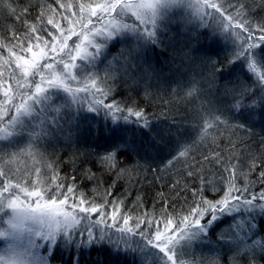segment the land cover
I'll return each mask as SVG.
<instances>
[{
    "label": "snow or ice",
    "instance_id": "snow-or-ice-1",
    "mask_svg": "<svg viewBox=\"0 0 264 264\" xmlns=\"http://www.w3.org/2000/svg\"><path fill=\"white\" fill-rule=\"evenodd\" d=\"M8 7L15 13V8L10 4ZM60 7L65 13L76 7L78 11L72 13L76 19L57 13L51 5L41 4L35 22L25 21L27 31L13 32L7 44L0 41V49H7L9 53L3 64L10 69L7 79L0 71V92L4 97L0 100V223L5 225L0 228V239L8 242L0 255V264H51L50 258L57 247L71 254L72 264H80V253L96 247H108L117 255L131 257L132 264H186L187 249L208 237L213 225L226 217H231L233 222L229 225V234H221L219 238L230 249L229 264H241L243 257L248 264H258L257 256H264V189L256 192L253 185L264 184V167L249 152L245 171L241 159L245 153L236 149L234 142H230L231 148L239 155H233L227 163L219 151L203 157V161L211 158L222 168L219 181L224 184V193L219 199L204 197L203 185L215 189L217 184L201 176L202 187L194 190L193 202L186 213L168 212L165 201L159 216L147 209L138 215L122 212L123 200L112 192L115 181L101 196L103 203L89 199L75 184H66L67 178L60 175L54 162L39 160L37 156L38 144L51 136L54 128L62 130L61 120L79 128L81 120L89 118L80 115L83 105L87 104L88 113L97 116L103 113L108 122L104 125V134L117 137L113 146L99 157L102 166L116 169L118 153L132 147L131 141L118 135L130 131L122 125H135L141 133L154 129L144 109L122 105L114 99L115 81L123 77L135 82L137 77L133 73L137 61L143 60L150 46L161 43V35L178 18L195 29L207 30L210 42L223 43L231 52L229 64L242 63L246 80L235 88L226 86L225 89V95L233 97L232 111L239 114L264 110V22L254 20L252 8L245 0H96L94 4L60 3ZM28 11V7L21 9L22 13ZM49 12L52 15H47ZM56 15L69 26L79 24L80 32L69 27L65 35L61 24L54 20ZM105 16L107 23H104ZM92 17H96L99 27ZM46 25H52L63 37L59 48L54 43L57 36ZM72 35L83 40L65 53ZM116 39L126 42L128 47L112 56L108 52L109 42ZM41 41L45 47L40 46ZM88 48L94 51L89 52ZM24 53H31V59ZM44 58L49 62L41 65L40 60ZM101 58L107 64L98 69ZM77 59L83 61L79 66L75 63ZM13 62L19 73L11 69ZM55 64H63V70L47 75L48 87L42 86L45 73ZM211 67L214 73L223 71L215 61ZM37 75L40 82L35 80ZM68 81L75 82V88ZM50 88L68 95L63 107L53 103L56 92ZM200 91L194 74L186 86V96L199 98ZM80 93L84 95L79 96ZM73 105L77 107L73 109ZM201 121L198 133L201 141L209 136L215 138L209 129L223 135L222 125L226 129L246 128L243 123L230 122L219 107H205L203 103ZM192 146L178 141L177 155L165 166L172 165L178 157H186ZM25 156L33 161L31 168L22 171L11 167ZM257 168L261 170L257 180L252 181L249 174ZM128 171L120 168L116 178H122ZM194 174L188 171L189 176ZM71 179L74 181L75 177ZM241 179L243 184L239 183Z\"/></svg>",
    "mask_w": 264,
    "mask_h": 264
},
{
    "label": "trees",
    "instance_id": "trees-1",
    "mask_svg": "<svg viewBox=\"0 0 264 264\" xmlns=\"http://www.w3.org/2000/svg\"><path fill=\"white\" fill-rule=\"evenodd\" d=\"M95 2L96 0H60V3L73 5L94 4ZM245 2L252 8L251 14L254 20L264 22V0H245ZM60 3H57V0H0V41L7 44L12 40L13 32L24 33L27 31L25 21L30 24L35 22L41 4L51 5L57 13H63L75 20L76 17L72 13L77 12L78 9L72 7L65 13L64 9L60 7ZM9 4L15 8V13L9 10ZM25 7H28L29 11L22 13L21 9ZM47 15H52V13L49 12ZM84 15L86 17L87 12ZM106 19L107 16H105L104 22ZM54 20L61 24L65 35H67L69 27L77 33L80 32L79 24L69 26L67 21L61 19L60 15L54 16ZM92 20L97 27L100 26L96 22V17H92ZM46 26L57 36L54 43L59 48L60 40L63 37L52 25ZM181 26L179 23L170 24L160 37L161 43L150 46L144 53L143 60L137 61V68L133 73L137 77L135 82L131 79L125 80L123 77L115 81L114 99L122 105L144 109L154 129L150 133L147 130L141 133L135 125H122L130 131L120 132L118 135L131 141L132 147L118 153L116 169L109 170L99 163L100 154L112 147L117 139V137L104 134V125L108 122L104 119L103 113L97 116L94 113H88L84 108L80 115L89 118L82 119L79 128L74 127L68 130L66 127H62V130L54 128L51 137H46L38 144L39 159L54 162L60 175L67 178L66 184H75L77 189L89 199L95 198L98 203H103L101 196L115 181L112 192L113 196L123 200L122 212L128 211L138 215L147 209L159 216L165 201H167L168 212L183 214L188 211L193 202L194 190L202 187L201 176L206 181L212 180L217 184L215 189L208 184L203 185L205 198L216 200L224 193V184L219 181V176L222 174L221 166L211 158L209 161H203V157L210 152L219 151L224 157V162L227 163L233 155H239V152H235L231 148L230 142H234L236 149L245 153L241 157L244 161L245 171L248 170L249 152L257 158L261 167H264V110L255 109L238 114L232 111L233 97L225 95L226 86L232 89L246 80L242 63L229 64L231 52L225 49L223 43L210 42L207 30L195 29L190 24L186 29L183 26L182 29ZM47 38L51 41L50 36ZM78 38L79 36L72 35L71 39L67 41L68 46L70 47L72 44L74 47ZM125 43L118 40L116 44H111L108 47V52L112 56L119 55ZM40 46H44L42 41ZM29 54L24 53L26 57ZM50 55L53 54L50 53ZM8 56L7 49H0V58H2L0 59V71L4 72L5 79H7L10 69L8 65L3 64V59ZM213 61L222 67V72L214 73L211 67ZM47 62H49L47 58L40 60L41 65ZM106 64L107 60L101 58L97 68L103 69ZM54 68L63 70V64H55ZM11 69H15L14 62L11 64ZM15 70L19 73L18 69ZM49 72L50 70L45 73L46 77ZM194 74L199 80L201 89L198 93L199 98L186 96V86ZM38 79L40 77L37 75L35 80ZM248 82L251 83V81ZM257 93L259 94V89H257ZM3 99L2 92H0V100ZM202 103L205 107L210 105L219 107L230 122L243 123L246 128L226 129L222 125L223 135L209 129L214 133L215 138L209 136L203 141L199 140ZM67 134L72 135L71 139ZM178 141L192 144V149L186 157H178L172 165L166 167V162L177 155L179 151ZM194 141L195 143H193ZM198 161L202 164L196 163ZM28 163L26 161L24 165L21 158L17 164H13L11 167L14 169L19 167L23 171L26 167H30V163ZM189 165H194V167L190 168ZM120 168H127L129 171L122 178L117 179L115 173ZM190 170L195 174L189 176L188 171ZM260 170L257 168L251 172L249 179L256 181ZM89 173H94V177H90ZM17 175L19 176L20 173ZM72 177H75L74 181L71 179ZM239 183L243 184L244 181L241 179ZM261 189H264V184L257 182L253 185L254 191L259 192ZM138 197L139 199H137ZM108 199L111 200L112 197H108ZM232 222L231 217L218 221L213 225L209 236L202 238L210 241L209 244L216 247L225 246L210 252L209 256L213 258L208 264H229L230 249L219 238L220 235L215 228L219 227L222 230ZM2 226L5 225L0 223V227ZM160 227L163 228V225L161 224ZM7 243L0 239V255L3 254ZM190 256L194 258L188 252L185 254L186 264L193 263L189 259ZM50 259L51 264H72L71 254L60 247L55 249ZM79 259L80 264H132L131 257L117 255L108 247H96L81 252ZM257 262L264 264V256L258 255ZM241 264H248L246 257L241 258Z\"/></svg>",
    "mask_w": 264,
    "mask_h": 264
},
{
    "label": "rangeland",
    "instance_id": "rangeland-1",
    "mask_svg": "<svg viewBox=\"0 0 264 264\" xmlns=\"http://www.w3.org/2000/svg\"><path fill=\"white\" fill-rule=\"evenodd\" d=\"M173 15H175L176 13H175V11L172 13ZM108 19V18H107ZM107 19H106V21L104 22V23H107ZM176 23H179L180 24V26L182 25L185 29H186V27L188 26V24L187 23H185L182 19H177V20H174L171 24H176ZM181 26V27H182ZM99 27V26H98ZM183 27H182V29H183ZM89 39H92V37L91 36H89ZM82 40H83V37H81V36H79V38H78V40H76L75 41V43H81L82 42ZM118 40L119 39H116V40H113V41H110L109 42V47H110V45L111 44H116L117 42H118ZM84 43H86V41L84 42ZM41 47H44V46H41ZM82 47H83V43H82ZM127 47H128V44L127 43H125V46L123 47V49H127ZM73 48V45L71 44V46L66 50V52H68L69 50H71ZM46 50V49H45ZM87 51H89V52H92V51H94V49H91V48H88V49H86ZM34 51H36V52H39V48H34ZM65 52V53H66ZM28 54V53H27ZM74 54V53H73ZM28 59H31V53L29 54V56L27 57ZM66 59H67V57H65ZM75 63L79 66L81 63H83V61H81L80 59H77L76 61H75ZM57 69H52V70H50V72H49V74L51 73V72H54V71H56ZM78 69H73L72 71H77ZM48 74V75H49ZM37 82H40V79H38V80H36ZM47 77H46V79H45V82L43 83V85L42 86H45V87H48V85H47ZM68 83L73 87V88H75V82H69L68 81ZM50 91H55L56 92V98L53 100V103L54 104H57V105H60L61 107H63V104H64V102L66 101V100H68L69 99V97H68V95L65 93V92H63L62 90H59V91H57L56 89H52V88H50ZM79 96H83L84 95V93H80V94H78ZM59 96H62V97H59ZM64 97V98H63ZM89 99H90V97H89ZM73 107V109H75L76 107H77V105H73L72 106ZM83 107L85 108V110L87 109V104H84L83 105ZM92 114V113H91ZM60 123L62 124V126L63 127H66V130H68L69 128H74V127H76L75 126V124H66V123H64V121L63 120H61L60 121ZM67 136H68V138H70L71 139V137H72V135H68L67 134ZM48 137H51V136H48ZM39 146V145H38ZM39 150H40V148L38 147V153H39ZM22 159H23V164L25 165V162L26 161H28L29 163H30V167L29 168H31L32 167V165H33V161L30 159V158H28L27 156H25V157H22ZM37 159H39V157L37 156ZM40 160V159H39ZM28 163V164H29ZM24 167V166H23ZM23 195V194H22ZM22 198H25L24 196L22 197ZM229 225L230 224H228V225H226V227H224L222 230L219 228V227H216L215 229H216V232L219 234V235H221V234H224L225 236H227L228 234H229ZM2 227H5V226H2ZM2 227H0V228H2ZM210 243V241L208 242V240H203L202 238H201V240L200 241H198V242H195L191 247H189L188 249H187V252H188V254H190V255H193L194 256V258H192L191 256H190V260L191 261H193V263L192 264H208V263H210V260L213 258L212 256H209V254H210V252H212V251H214V250H216V249H219V248H223V247H225V246H223V247H221V246H219V247H216V246H214V245H211V244H209ZM225 245V244H224ZM227 245V244H226ZM187 252H186V254H187ZM231 256V255H230ZM217 258V257H216Z\"/></svg>",
    "mask_w": 264,
    "mask_h": 264
}]
</instances>
